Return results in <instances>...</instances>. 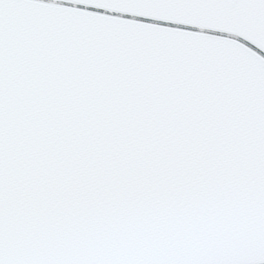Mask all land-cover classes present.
I'll use <instances>...</instances> for the list:
<instances>
[{
  "label": "water",
  "instance_id": "95a60500",
  "mask_svg": "<svg viewBox=\"0 0 264 264\" xmlns=\"http://www.w3.org/2000/svg\"><path fill=\"white\" fill-rule=\"evenodd\" d=\"M0 264H264V0H0Z\"/></svg>",
  "mask_w": 264,
  "mask_h": 264
}]
</instances>
